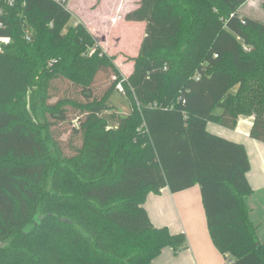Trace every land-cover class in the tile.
I'll return each mask as SVG.
<instances>
[{"label": "trees", "instance_id": "trees-1", "mask_svg": "<svg viewBox=\"0 0 264 264\" xmlns=\"http://www.w3.org/2000/svg\"><path fill=\"white\" fill-rule=\"evenodd\" d=\"M247 1L138 0L124 18L144 33L124 77L66 4L0 0V264H150L187 249L143 203L194 184L226 264H264L246 149L207 129L251 115L264 142V23L240 12Z\"/></svg>", "mask_w": 264, "mask_h": 264}, {"label": "crops", "instance_id": "crops-1", "mask_svg": "<svg viewBox=\"0 0 264 264\" xmlns=\"http://www.w3.org/2000/svg\"><path fill=\"white\" fill-rule=\"evenodd\" d=\"M127 11L129 10L124 9L119 18L125 21L124 15ZM77 14L79 13L77 12ZM76 22H82L94 34V29L91 30V28H95L96 25L94 26V23H91L84 15L81 14L79 17L76 15L74 24ZM98 41L103 43L104 40L99 39ZM132 69L133 61L128 65L127 75ZM252 121L251 115H240L234 128H227L209 121L207 129L233 141L243 143L250 161V169L246 175L252 188L251 193L245 198V203L249 208V218L255 226L257 238L263 241L264 142L250 137ZM143 205L154 225H166L171 232L183 231L189 245L187 249L179 252H174L171 247L166 246L151 260L150 264H226L232 258L229 254L219 252L211 241L198 184L175 192H172L168 186H164L158 193H147Z\"/></svg>", "mask_w": 264, "mask_h": 264}, {"label": "rangeland", "instance_id": "rangeland-1", "mask_svg": "<svg viewBox=\"0 0 264 264\" xmlns=\"http://www.w3.org/2000/svg\"><path fill=\"white\" fill-rule=\"evenodd\" d=\"M137 3L138 0H67L66 2L71 13L69 24H74L76 15L79 17L81 14L94 23L93 25L96 26L91 30L94 29L93 35L97 42L99 43V39L104 40L99 46L102 50L105 49L107 54L114 56L113 61L124 77L128 76V65L132 61L130 58L138 52L144 25L142 21H124L119 16H122L124 9L130 10ZM240 12L264 23V0H248L240 7ZM121 22L125 24H119ZM111 101L118 107L120 113L126 114L130 111L131 107L126 95L119 91L112 95ZM70 128L68 122L58 126L63 145L69 137Z\"/></svg>", "mask_w": 264, "mask_h": 264}, {"label": "built area", "instance_id": "built-area-1", "mask_svg": "<svg viewBox=\"0 0 264 264\" xmlns=\"http://www.w3.org/2000/svg\"><path fill=\"white\" fill-rule=\"evenodd\" d=\"M8 1H9V3H12V0H8ZM53 1H55V2H57L59 4H66V2H67V0H53ZM0 12H1V10H0ZM8 41H9L8 37H0V42H5L6 43ZM0 50H1V46H0ZM116 87H117V90L120 93L125 94V90H124L121 82H118Z\"/></svg>", "mask_w": 264, "mask_h": 264}]
</instances>
